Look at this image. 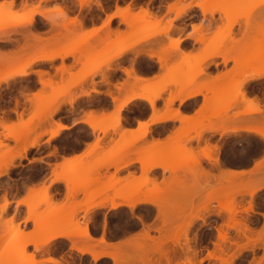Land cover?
I'll return each mask as SVG.
<instances>
[{
  "label": "snow or ice",
  "instance_id": "6c2138e0",
  "mask_svg": "<svg viewBox=\"0 0 264 264\" xmlns=\"http://www.w3.org/2000/svg\"><path fill=\"white\" fill-rule=\"evenodd\" d=\"M0 130V264H264V0L0 3ZM157 159L181 185L122 188ZM232 161L238 186L205 200Z\"/></svg>",
  "mask_w": 264,
  "mask_h": 264
},
{
  "label": "rangeland",
  "instance_id": "374dc122",
  "mask_svg": "<svg viewBox=\"0 0 264 264\" xmlns=\"http://www.w3.org/2000/svg\"><path fill=\"white\" fill-rule=\"evenodd\" d=\"M146 7H148V5H146ZM63 64H64V62L62 61L61 65H63ZM68 67H70V66H68ZM176 74L178 76H184V75H188V74H191L192 76H195L196 75V69H194V68L193 69H189L187 66L185 68H183V69L177 68L176 69ZM65 83H67V81ZM205 88L206 87L204 86L203 87L204 91H205ZM212 88H214V89L217 88L218 92L216 94L212 95V96H209V106L215 107L217 111L226 110L227 107H228V100H229L228 91H227L226 85L221 83V84H218V85H213ZM208 115H213V113L209 112ZM235 117H237V116L233 115L232 119L235 120ZM199 119H200V121L202 123L203 120H204V117L201 116ZM224 119H228V117L225 116ZM190 131H192L193 134H195L194 129H185L180 134L183 135L185 138H188V134H189ZM3 136H4V133L2 132V130H0V138H2ZM135 140H136V138H128V139H125L124 142L127 143V144H131ZM167 150H168V146H165V145H159V146H157V148L153 149V151L156 152V153H162V152L167 151ZM153 162L154 163H160V164H162L164 166L169 167L170 168V175L167 176V178H165V176H162L159 179L157 176L150 175L149 172H147L142 177H135L134 176L131 179V181H129V182H126L125 179L123 181L118 179L119 182L121 183L122 188H127V187L132 186V185H138L139 183H147V182L155 183L156 181H159L162 184H165L166 186H168V185L179 186V185L182 184V182H183V174L181 173V174L177 175L174 171L171 170L173 167H179V163H180L179 161H177L175 165L168 164L167 161L162 160V159L153 160V161H150L149 163H153ZM236 162H240V161H236ZM238 180H239L238 176L231 177V176H228L226 174V172L224 174L217 175V176L213 177L211 184H209L208 179L205 178L204 183L200 186L198 194H202V197L205 200H208L211 197L217 196L219 193H222V192H224V191H226V190H228L230 188L237 187L238 186L237 185V181ZM103 190H104V188H100L96 192V194L102 193ZM149 194L150 193H148V192L144 193V195H149ZM115 195H117L116 192H115ZM170 195L175 198V197L179 196L180 194H179L178 191L173 189L170 192Z\"/></svg>",
  "mask_w": 264,
  "mask_h": 264
},
{
  "label": "crops",
  "instance_id": "0c3cea01",
  "mask_svg": "<svg viewBox=\"0 0 264 264\" xmlns=\"http://www.w3.org/2000/svg\"><path fill=\"white\" fill-rule=\"evenodd\" d=\"M5 2H11V0H0V3H5ZM146 7V5H145ZM13 39H15V37H13ZM89 38H84V40H87ZM103 38H101L102 40ZM128 39V37H121V42H123L124 40ZM57 40V37L55 35H53L51 37V41L55 42ZM101 40H97V44H99L101 42ZM45 43H48V41H45ZM101 55H103V52H101ZM62 62V61H61ZM64 62V61H63ZM68 66H71L70 64ZM217 67L218 65L216 63H212V64H209L207 66V68H205L204 70L206 72L209 73L210 76H213V75H216L217 74ZM219 69H220V74L223 75V73L226 71L223 67V59L220 60L219 62ZM213 85H218V84H213ZM213 85H208L206 82L203 84V87L205 86V92H207L209 94V96H212L214 94H216L218 91H217V88H212ZM197 90H201L200 88H198ZM204 90V89H203ZM239 117H235V119H238ZM135 117H132L131 120H128V118L126 117L125 118V121H126V124L130 125L131 123H134L135 122ZM185 129H194V125L190 124V123H186L184 128L181 130L184 131ZM126 133V134H125ZM139 135V133H134L132 131V129L130 127H127L125 129H122L121 130V134L119 136L116 137V140L119 141L121 139L125 140V139H128V138H137V136ZM154 139H159V135L157 134V136L154 137ZM109 141L111 142L112 141V138L109 137ZM242 163H246V162H236V161H232L231 164H232V167H230L227 171H226V174L228 176H232L233 177V174H228L229 172L230 173H234V172H238V171H242L243 169L240 167V165ZM124 164H129V161L125 160L124 161ZM121 171L124 172V175L123 177H119L118 179H120L121 181H123L125 179L126 182H129L131 181V179L135 176V173L137 172V169L135 167H131L130 171L129 170H125V168L123 166H121ZM108 170L105 169V173H107ZM113 172H114V169H113ZM150 175H153V176H157L159 179L162 177V176H165L164 174V171H163V168H159V169H152L151 172H149ZM170 175V171H169V174L168 176ZM234 177H236L234 175ZM108 179L112 182V183H115L116 181L115 180H112L111 177H108ZM105 185H101L100 188H104ZM99 188V189H100ZM113 195H115V191L113 192Z\"/></svg>",
  "mask_w": 264,
  "mask_h": 264
},
{
  "label": "bare ground",
  "instance_id": "6f19581e",
  "mask_svg": "<svg viewBox=\"0 0 264 264\" xmlns=\"http://www.w3.org/2000/svg\"><path fill=\"white\" fill-rule=\"evenodd\" d=\"M157 146H159V145H156L154 148H157ZM154 163V162H153ZM150 164L151 163H145V165H144V171H145V173H147L148 171H147V169L150 167ZM234 173H236V172H234ZM228 174H232V173H228ZM234 176V175H233ZM232 177V176H231ZM180 194V193H179ZM147 196V195H146Z\"/></svg>",
  "mask_w": 264,
  "mask_h": 264
}]
</instances>
